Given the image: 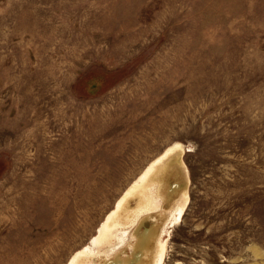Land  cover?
Returning a JSON list of instances; mask_svg holds the SVG:
<instances>
[{
  "label": "rangeland",
  "instance_id": "1",
  "mask_svg": "<svg viewBox=\"0 0 264 264\" xmlns=\"http://www.w3.org/2000/svg\"><path fill=\"white\" fill-rule=\"evenodd\" d=\"M73 262L264 264V0H0V264Z\"/></svg>",
  "mask_w": 264,
  "mask_h": 264
},
{
  "label": "bare ground",
  "instance_id": "2",
  "mask_svg": "<svg viewBox=\"0 0 264 264\" xmlns=\"http://www.w3.org/2000/svg\"><path fill=\"white\" fill-rule=\"evenodd\" d=\"M181 151H183L181 146H173L169 148L168 150H166L160 157H158L151 164V166L147 169V171L141 176L140 180L134 185H132V187L120 199L116 210L109 215V217L107 218L101 230V233L96 239H94L93 241L94 243L103 244V242L111 238V236H115L114 229L117 227L118 224H120L119 223L121 221L119 220L120 216L123 215V213H125V212H122V210L125 209V211H127L126 203H128V201L131 200L136 195L139 198V203H138L136 211H134V215H136L133 217L134 221H137V219L140 217L142 213L147 212L154 205V200L156 197L154 195V187H155V184L157 183L155 179L156 177L163 175V173L168 169L170 163L175 160V157L181 155ZM187 196L188 195H186V198ZM183 205L180 206L181 211H183L184 206L186 204L184 206ZM87 251L88 250L85 249L84 251L79 252L73 261H75L77 257H81L82 259L84 257L83 255ZM77 260L75 261V263L77 262ZM75 263L73 262L71 264H75Z\"/></svg>",
  "mask_w": 264,
  "mask_h": 264
}]
</instances>
